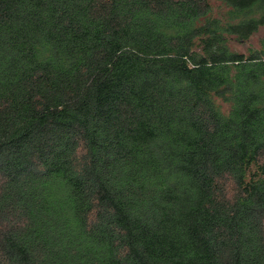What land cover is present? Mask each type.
<instances>
[{
  "label": "trees",
  "instance_id": "1",
  "mask_svg": "<svg viewBox=\"0 0 264 264\" xmlns=\"http://www.w3.org/2000/svg\"><path fill=\"white\" fill-rule=\"evenodd\" d=\"M263 29L264 0H0V264H264Z\"/></svg>",
  "mask_w": 264,
  "mask_h": 264
},
{
  "label": "rangeland",
  "instance_id": "2",
  "mask_svg": "<svg viewBox=\"0 0 264 264\" xmlns=\"http://www.w3.org/2000/svg\"><path fill=\"white\" fill-rule=\"evenodd\" d=\"M263 35H264V29L261 30V32H260L259 34H257L255 37H253V39L250 41V43H249L248 46H253V47H255L258 38H259V37H262ZM245 48H246V47H240L239 50H240V51H245Z\"/></svg>",
  "mask_w": 264,
  "mask_h": 264
}]
</instances>
